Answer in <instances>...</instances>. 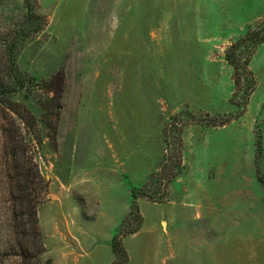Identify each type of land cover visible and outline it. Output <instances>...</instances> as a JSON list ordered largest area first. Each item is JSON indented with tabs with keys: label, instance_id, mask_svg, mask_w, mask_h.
<instances>
[{
	"label": "rangeland",
	"instance_id": "obj_1",
	"mask_svg": "<svg viewBox=\"0 0 264 264\" xmlns=\"http://www.w3.org/2000/svg\"><path fill=\"white\" fill-rule=\"evenodd\" d=\"M256 27L264 0H0V78L37 118L49 183L41 264L87 236L104 264L133 188L181 155L168 187L150 185L164 201L137 199L148 224L161 218L129 242V264H264V41L247 103L226 58Z\"/></svg>",
	"mask_w": 264,
	"mask_h": 264
},
{
	"label": "trees",
	"instance_id": "obj_2",
	"mask_svg": "<svg viewBox=\"0 0 264 264\" xmlns=\"http://www.w3.org/2000/svg\"><path fill=\"white\" fill-rule=\"evenodd\" d=\"M263 41L264 30L256 27L231 41L226 48V58L233 67L234 96H239L244 90L245 95L241 97L246 103L257 83L250 62L258 44ZM9 67L13 68V64ZM3 70H8V67L0 66V73ZM15 91L17 87L13 82L0 78V264H41L46 248L38 205L43 202L49 183L35 159L36 147L41 143L37 118L27 106L13 100ZM230 120L228 118L224 123ZM176 123L177 119L173 118L172 125L176 126ZM179 143L183 148L181 136ZM183 166L182 155L176 160H165L161 172L152 173L142 187L133 188L129 214L116 228L112 238V264L129 262L123 238L141 227V221H138L125 228L131 225L134 214L139 215L137 199L145 196L151 201L163 202L165 194L157 197L159 191L150 189L152 181L157 178L159 183L165 182L168 187L182 172Z\"/></svg>",
	"mask_w": 264,
	"mask_h": 264
},
{
	"label": "crops",
	"instance_id": "obj_3",
	"mask_svg": "<svg viewBox=\"0 0 264 264\" xmlns=\"http://www.w3.org/2000/svg\"><path fill=\"white\" fill-rule=\"evenodd\" d=\"M216 1H223V0H216ZM251 19V18H250ZM249 19V20H250ZM248 20V21H249ZM248 21L246 22V24L248 23ZM245 24V25H246ZM143 203H148L147 200L145 199H140L139 200V205H140V209H141V213L143 215L144 221H143V225L141 227V229H139V231L127 235L123 238V243L129 253V262L132 259V253H131V248L129 246V242L130 241H134L136 238H138V236L142 233V231L146 228V225H148V227L152 230L155 229V221H158L161 217H155V219L150 220V222L152 223H147V219H146V215L142 209ZM151 203V202H149ZM155 204V203H153ZM129 200L127 203V206L125 207V210L122 213H119L116 215L115 217V221L112 222L111 224H109L108 226V233H107V239L109 242V247L108 250L110 251V253L108 254V258L105 261L104 264H112L113 258H114V253H113V249H112V238L113 235L115 233V230L117 228V226L119 225V223L123 220V217L126 215V213L129 211ZM93 227L91 228V230L93 231ZM91 230H88L89 232H91ZM90 234V233H88ZM91 236H87V238H90ZM86 237H84L83 239H79L78 240V244L76 245V247L73 248L72 253L69 254L68 251L64 250V248H62L61 253L58 252V261L59 264H97L98 258L100 256L99 251H96L95 249L91 248L89 245V241L86 242ZM129 262L127 264H129Z\"/></svg>",
	"mask_w": 264,
	"mask_h": 264
}]
</instances>
